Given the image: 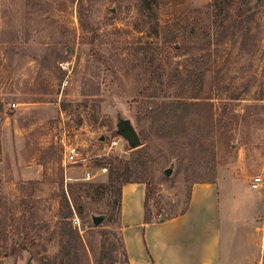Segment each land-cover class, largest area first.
<instances>
[{"label":"rangeland","instance_id":"1","mask_svg":"<svg viewBox=\"0 0 264 264\" xmlns=\"http://www.w3.org/2000/svg\"><path fill=\"white\" fill-rule=\"evenodd\" d=\"M245 2L229 28L221 0H0V264H129L107 184L137 157L152 219L182 214L212 179L232 216L249 198V264H264V191L251 187L264 180V0ZM195 95L193 123L158 126L153 107ZM118 114L139 147L117 135ZM68 144L92 180L65 163Z\"/></svg>","mask_w":264,"mask_h":264},{"label":"crops","instance_id":"2","mask_svg":"<svg viewBox=\"0 0 264 264\" xmlns=\"http://www.w3.org/2000/svg\"><path fill=\"white\" fill-rule=\"evenodd\" d=\"M219 183L220 180L195 184L187 209L182 214L166 216L164 221H161V215L150 223L145 221L147 187L138 183L125 185L119 230L128 263L249 264L256 261V238L253 235L257 234L249 223L252 202L249 198L244 199L242 205L246 213L232 216L235 200L231 202L233 197H230L231 201L226 200L223 210ZM243 227H247L248 232L242 233ZM245 244L253 247L249 261H246L247 255L243 250Z\"/></svg>","mask_w":264,"mask_h":264},{"label":"trees","instance_id":"3","mask_svg":"<svg viewBox=\"0 0 264 264\" xmlns=\"http://www.w3.org/2000/svg\"><path fill=\"white\" fill-rule=\"evenodd\" d=\"M146 0H144L145 2ZM246 0H221V3L225 6L227 5L225 10H222L218 16H223L225 17L224 19H226L227 23H229L228 27L231 28L233 21H236L239 24H242V16H244L243 14V8L245 5H247V2H245ZM225 11V13H224ZM238 27V26H237ZM228 28V29H229ZM240 29V28H239ZM176 49V48H174ZM190 100L187 101H183V100H178V101H172V102H162V103H158L155 107H153L155 115L158 119V123H161L160 125H158L162 130H165L167 128V126L173 127L174 124H180V125H187L188 123H186L187 119L189 117H191V120L187 121L189 123H193V118L197 117L199 114L196 113V109L201 107L203 104L201 102H195L193 100H198L200 99L199 96H191L189 97ZM152 109V108H151ZM191 115V116H190ZM172 124V125H171ZM183 125V126H184ZM181 128V127H180ZM183 129V128H182ZM164 138V137H163ZM185 139L182 138V136H179L175 139ZM138 158V157H137ZM135 158L133 161H129L125 164L124 169L122 170L121 167H112L109 171V175H108V184L107 186L109 188H114L116 190V192L119 195V206L121 204V196H122V189L125 185L128 184H145L146 182L144 180H132L133 177V166H135V170L136 169H140L141 167H145L142 165H137L135 164V160L137 159ZM138 179V178H135ZM214 179L206 182V183H214ZM147 199H148V191H147ZM76 202V200H75ZM65 203L68 204V200H65ZM77 203V202H76ZM145 207L147 209V200L145 203ZM71 213H69V216H65L63 217V219L67 220L70 218ZM145 221L146 223H150L152 221V218L149 216L148 212L146 211V216H145ZM75 233V237H77V239L79 240V242L81 243V237L79 232L76 230H74ZM76 239V240H77ZM124 247V246H123ZM76 251V248H75Z\"/></svg>","mask_w":264,"mask_h":264},{"label":"water","instance_id":"4","mask_svg":"<svg viewBox=\"0 0 264 264\" xmlns=\"http://www.w3.org/2000/svg\"><path fill=\"white\" fill-rule=\"evenodd\" d=\"M116 133L117 135L125 140L130 148L134 149L141 145V138L140 135L133 123V121L129 118H123L120 114L117 115L116 119ZM101 141H104V138H101ZM172 165L169 169L165 171L167 177H170L173 173ZM166 218L165 214H162L161 221H164ZM105 219V216H93V224L94 226H99ZM26 264H32L31 260L28 259Z\"/></svg>","mask_w":264,"mask_h":264},{"label":"built area","instance_id":"5","mask_svg":"<svg viewBox=\"0 0 264 264\" xmlns=\"http://www.w3.org/2000/svg\"><path fill=\"white\" fill-rule=\"evenodd\" d=\"M120 141H113L112 146H118ZM64 161L66 164L79 166L84 169V180L90 181L94 178V173L89 168V158L84 156L79 146L75 144L64 145ZM104 171H107L105 168ZM253 190L264 191V180L261 177H256L251 182Z\"/></svg>","mask_w":264,"mask_h":264}]
</instances>
